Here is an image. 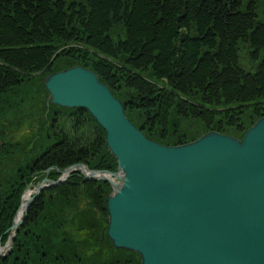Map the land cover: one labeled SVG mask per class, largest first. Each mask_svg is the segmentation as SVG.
Wrapping results in <instances>:
<instances>
[{
  "label": "trees",
  "instance_id": "1",
  "mask_svg": "<svg viewBox=\"0 0 264 264\" xmlns=\"http://www.w3.org/2000/svg\"><path fill=\"white\" fill-rule=\"evenodd\" d=\"M243 1L0 0V243L27 187L75 163L117 168L87 109L49 104L46 112L49 73L94 71L127 118L162 144L209 130L241 137L264 116V21ZM241 42L261 57L253 71L239 66ZM26 82L34 95L15 99ZM110 191L77 171L44 187L0 264H140L107 236Z\"/></svg>",
  "mask_w": 264,
  "mask_h": 264
},
{
  "label": "water",
  "instance_id": "2",
  "mask_svg": "<svg viewBox=\"0 0 264 264\" xmlns=\"http://www.w3.org/2000/svg\"><path fill=\"white\" fill-rule=\"evenodd\" d=\"M43 86L46 112L50 103L87 109L104 129L117 168L75 163L58 170L64 176L55 181L42 178L21 196L23 216L15 214L11 237L38 193L77 171L109 182L107 236L115 248L136 251L140 264H264V116L241 137L209 130L168 145L148 139L86 67L49 73ZM144 229L151 239L145 246L137 241Z\"/></svg>",
  "mask_w": 264,
  "mask_h": 264
},
{
  "label": "rangeland",
  "instance_id": "3",
  "mask_svg": "<svg viewBox=\"0 0 264 264\" xmlns=\"http://www.w3.org/2000/svg\"><path fill=\"white\" fill-rule=\"evenodd\" d=\"M250 0H245L243 1L244 4H246L247 2H249ZM255 2V14H256V19L257 21H264V0H253ZM246 43H243L241 42L239 44V48H238V63H239V66L241 68H243L244 70L246 71H253L257 65V63L259 62L260 58L264 55V50L261 51V57H259V59H252L251 58V55L250 53L248 52L250 50V48L246 47L245 45ZM43 90L45 92V89L43 87ZM35 89H34V84L33 83H24L22 86L18 87L16 89V94L14 95V98L15 99H28L30 98L32 95H34V92ZM47 98V92H46V95L45 97L43 98V103L46 105L45 103V100ZM51 104V103H50ZM57 106V105H56ZM49 107V106H48ZM46 113V112H45ZM176 119H179V117H176ZM257 120V119H256ZM24 125H27V123H25ZM182 127L185 126L184 123H181L180 124ZM29 130H28V127L25 126L23 131L24 133H27ZM223 133V132H222ZM26 137V136H24ZM149 139V138H148ZM39 147L36 148V151H39ZM31 154H34V151L31 152ZM64 175H61L60 177H63ZM111 179L113 181H116L114 178L111 177ZM35 186L33 187H27L23 193L21 194V196L26 192V190L28 189H33ZM19 207V206H18ZM22 208V207H21ZM18 208H17V211L16 213L18 212ZM15 213V214H16ZM17 215V214H16ZM15 216V215H14ZM23 216V212L21 210V216L19 218H21ZM14 219V217H13ZM103 221H101V225H103ZM13 222V220H12ZM12 224V223H11ZM11 226V225H10ZM15 233V231H14ZM12 238V241H13V238H14V234L13 236L11 237L10 236V233H9V228H8V236H7V239L4 243H0V257L3 256L4 254H7V252L10 250L11 248V245H12V242L11 244L9 245V239Z\"/></svg>",
  "mask_w": 264,
  "mask_h": 264
},
{
  "label": "bare ground",
  "instance_id": "4",
  "mask_svg": "<svg viewBox=\"0 0 264 264\" xmlns=\"http://www.w3.org/2000/svg\"><path fill=\"white\" fill-rule=\"evenodd\" d=\"M115 171V170H114ZM32 190L31 189H28L26 190V192L24 193V198L30 196ZM21 210L22 208H19L18 212H17V215H16V218L18 219L20 216H21ZM108 217V216H107ZM137 217H141L139 214H137ZM138 243L142 244L143 246H145L147 244V241L149 242V244H151V239H150V236H149V231L148 229H144L141 233V235L139 236L138 238ZM133 252L137 253L136 251L132 250ZM162 253H163V250H162ZM138 254V253H137ZM139 259H140V256H139Z\"/></svg>",
  "mask_w": 264,
  "mask_h": 264
}]
</instances>
